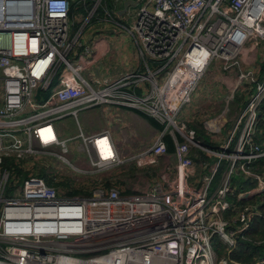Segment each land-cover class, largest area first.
<instances>
[{
    "label": "built area",
    "instance_id": "2783aa9c",
    "mask_svg": "<svg viewBox=\"0 0 264 264\" xmlns=\"http://www.w3.org/2000/svg\"><path fill=\"white\" fill-rule=\"evenodd\" d=\"M15 1L21 0H0V264H237L220 258L216 247L233 250L250 240L261 203L246 204L264 196V176L253 169L264 158V144L256 139L264 81L245 68L255 48L264 45V0H139L129 32L147 71L129 72L117 82L86 78L93 64L89 49L79 58H69L81 47L83 32L74 35L70 22L78 0H31L32 18L25 17V9L10 13ZM216 62L226 72L235 69L240 84L253 85L246 107L218 151L202 145L194 130L180 128L174 120ZM147 82L152 96L136 95L133 88H145ZM153 98L156 104L150 105ZM110 106L148 111L163 123V130L151 147L130 156L119 154L106 135L84 140L95 147V156L89 146L80 149L88 148L91 169L71 168L83 176L129 164L149 170L168 154L170 137L176 165L165 185L156 183L141 198L122 197L119 188L106 190L104 185L90 197L69 198L44 177L30 175L18 185L17 174L2 170L9 157L42 156L64 163L61 153L68 154L76 138L59 137L56 123ZM172 124L179 136L169 133ZM48 127L55 140L44 142L41 132ZM104 139L113 151L109 160L103 159L98 146ZM58 146L63 150L52 151ZM192 146L217 159L198 186L191 185L196 162H201L193 157ZM222 161L227 169L213 191ZM60 171L58 176L64 175ZM234 176L246 177L252 187L239 191ZM11 178L13 196L7 197ZM238 187L244 189L242 184ZM49 209L80 213V220L67 221L80 224L81 232L51 231L53 222L63 220L44 216ZM251 239L261 253L245 264H264V237Z\"/></svg>",
    "mask_w": 264,
    "mask_h": 264
},
{
    "label": "crops",
    "instance_id": "0c3cea01",
    "mask_svg": "<svg viewBox=\"0 0 264 264\" xmlns=\"http://www.w3.org/2000/svg\"><path fill=\"white\" fill-rule=\"evenodd\" d=\"M127 0H125L126 2ZM124 2V3H125ZM123 3V7H124ZM124 9V8H123ZM122 11V10H121ZM79 12V11H78ZM120 15V14H119ZM121 16V15H120ZM71 28L72 32L74 31L79 32V13L78 16H70ZM119 30H107L109 32V40H97V41H83L81 42V47L77 49V51L72 55V57L79 58V54H81L85 49H89L94 54L93 64L91 70L93 72L95 65L100 70V74L103 77H122L123 75L129 72H146L145 66V58L141 55L137 46H135L134 42H131V39L124 33V28L121 25H117ZM115 26V27H117ZM76 28V29H75ZM76 32V33H77ZM74 33V35L76 34ZM84 38V37H83ZM107 39V38H106ZM250 65L246 64L245 68L249 69L252 68L259 81H264V77L261 75V63L264 61V45H260L259 47L255 48V51L250 57ZM116 79V78H115ZM241 86L239 79H238V72L235 69L231 71H224L222 68L221 62H216L211 65V67L207 70L205 75L203 76L198 88H211V94L205 97L199 91H196L191 99L189 105L183 107L179 112V117L181 119L182 124H190L189 127L192 128L191 130H196V126L198 125L199 121L202 118H206V122L204 123V127L206 128L205 135L212 140L211 144H218L220 148L222 144L226 141L228 136L232 133L236 121L239 120L240 115L242 114L246 104H242L239 109L240 114L237 118L232 122L231 126L228 123L227 118L225 117L224 113L220 115H212L215 114L217 110H220L222 106H224L225 100L222 98V93H228L232 91H237V88ZM242 88V87H240ZM249 88H253L250 86ZM134 92L138 96H145L148 95L150 90V85H145V88H133ZM241 100V99H240ZM247 98L243 100L246 103ZM2 104V100H0V106ZM195 106H200L202 111L200 114H197V110H195ZM244 106V107H243ZM260 115V114H259ZM79 131L76 134L73 133H64L62 125L55 126V131L57 135L63 139H70L76 138L73 143L70 145L77 144L78 151L76 152V156L79 157L80 154L83 156L89 157L88 148L86 147L85 151H81L80 149L85 145L89 146L91 150V154L95 156V147L92 143H84V140H94L97 136L106 135L108 139L114 144L115 148L117 149L119 154L123 155H133L143 151L144 149L151 147L159 135V133L163 130L159 123L160 121H156L149 117L147 114L140 112L138 110H133L126 107L120 106H110V107H98L89 110L82 111L79 114ZM75 118V119H78ZM85 118V120L82 119ZM151 119L156 122V124L151 122ZM65 120V119H64ZM184 122V123H183ZM162 124V123H161ZM241 128L236 133V138L240 135ZM262 132L258 130L256 131V139L260 140L261 143L264 144V141L261 139L260 135L262 136ZM79 137V138H78ZM105 140V139H104ZM126 149H129L132 152H127ZM219 150V149H217ZM31 158H21V160H17L22 162L18 166L14 167L18 173H26L30 175H39L42 177L43 171L40 169L39 171H33L32 167V160ZM199 159V158H198ZM206 160V159H205ZM205 160L202 162L197 163V174L192 178L191 185L198 186L200 180L206 173L209 171V167L212 165L207 164ZM204 161V164H203ZM176 165V157H175V144L174 150L168 151V154L162 158L159 171L160 173L157 174L156 179L150 180L148 179L143 188L148 190L155 185V182L159 181V178L162 182L168 181L172 174L174 173L173 168ZM133 165H124L112 169L110 172H113L116 169L122 170V172L127 173L133 168H130ZM85 170L91 169V164H84L79 160V165L77 168H83ZM134 167V166H133ZM124 168V169H122ZM84 169V168H83ZM148 170V169H147ZM101 173V172H100ZM79 174V173H78ZM98 174V173H96ZM50 184L53 182L57 184L61 178L67 177V175L59 176L58 180H52L50 175H43ZM81 176L83 175H80ZM264 176V175H263ZM90 182H86V180H72L77 186L79 184H87L91 187H95L98 185L110 184V187H117L119 189L122 188V184L117 179H113L114 177L103 179V176L94 175L89 177ZM139 179L142 181L143 178ZM128 180V179H127ZM165 183L159 185H165ZM245 187V185H243ZM252 187V184H249ZM96 188V187H95ZM237 188L239 189L238 185ZM64 193V192H63ZM93 191L91 192L92 195ZM148 195V194H147ZM132 197V196H129ZM258 203V202H253ZM261 207V205H260ZM260 215V208L256 216ZM264 234V230L262 231V235ZM258 239V237L256 238ZM256 256V255H255ZM254 256V257H255ZM253 257V259H254ZM225 258V257H224ZM228 259V258H226ZM229 260V259H228ZM253 261V260H252ZM251 261V262H252ZM250 262V263H251Z\"/></svg>",
    "mask_w": 264,
    "mask_h": 264
},
{
    "label": "rangeland",
    "instance_id": "374dc122",
    "mask_svg": "<svg viewBox=\"0 0 264 264\" xmlns=\"http://www.w3.org/2000/svg\"><path fill=\"white\" fill-rule=\"evenodd\" d=\"M137 1V0H134ZM125 2V0H78L76 2H74L73 6L74 8L72 9V16H78L79 13V33H82V39L81 42L83 41H97V40H109V32H107V30H116L118 32L119 28L117 25H121V27L124 28V33L131 39V42L135 41L133 35H131V33L129 32V30L133 29L135 23H136V14L137 11L139 9V6L136 7H130L128 12L123 14V15H119V13L121 12V10H123V3ZM113 8V9H111ZM81 10H85L86 13H82ZM102 10V12L100 11ZM79 11V12H78ZM117 26V27H115ZM76 29V28H75ZM77 31H74V33H76ZM78 33V32H77ZM76 33V34H77ZM84 37V38H83ZM107 38V39H106ZM132 42V43H133ZM82 44V43H81ZM135 44V42H134ZM136 46V44H135ZM93 58L94 54L92 53ZM70 59H72V55L69 57ZM92 58V57H91ZM92 58V60H93ZM100 70L98 69V67L95 65L94 70L92 72L91 68H89L84 74L85 76H87L86 78L88 80H90V82L92 81V77L97 78L99 81H102L103 79H111V82H117L118 81V77H103L102 74H100L99 72ZM116 78V79H115ZM150 82H147V84ZM146 84V87H147ZM150 85V84H149ZM250 86L253 85H249L248 84H241L240 87L242 88H237V91H232V92H228V93H222V98L225 100L224 102V106H222V108L220 110H217L215 112V114H212L214 116L216 115H220L222 113H224L225 117L228 120V123L230 126L232 124V122L237 118V116L240 114V110L239 109L241 107L242 104H246L247 105V101L246 103L243 102V100H245L247 98H249L251 91H250ZM199 91V93H202L203 95H205V97L207 98L208 95L211 94L212 89L211 88H198L197 90ZM195 91V92H196ZM149 96H152V88H150L149 92H148ZM41 96H45V93L43 92V90L40 91ZM241 99V100H240ZM152 104L155 102L156 104V100L153 98L152 100ZM244 107V106H243ZM246 107V106H245ZM195 110H197V114H200L202 111V108L200 106H195ZM163 111V109H162ZM168 113V111H166ZM144 113L149 114L148 111H144ZM201 115V114H200ZM149 117H151L152 119L158 121L157 119H155L156 117H153L152 115H150ZM175 119V123L178 124V126L180 127H186L188 130H191L192 128L189 127L190 124H182L181 119L179 117V113L178 115H176V117H174ZM83 120H85L84 117H82ZM159 122V121H158ZM206 122V118H202L198 125L196 126V128L198 130H202L206 131V128L204 127V123ZM169 120L167 118H165V124H168ZM184 123V122H183ZM57 125H62L63 127V131L64 133H73L76 134L79 131V117L78 119L75 118H67L65 120H61L58 121L56 123ZM159 125L161 126V129H163L164 125L163 123H159ZM180 127V128H181ZM183 129V128H182ZM183 132H185V130L183 129ZM169 133L171 134H177V132L175 131V126L174 124L171 125V127L169 128ZM177 136H179L177 134ZM207 147H211L212 149H214L215 151H218L217 149H220V145L218 144H210L207 145ZM34 150H43V148H35ZM63 149L61 147H56V149H53L52 151H62ZM68 154L66 153H61L63 154V159H64V163H62L61 161H59L56 158H51V157H47L44 158L42 156L40 157H33L32 161V167H33V171H39L40 169H42L43 173H45L46 175H50L52 177V180L54 181V179L59 177L58 172L60 170V172H62V174L67 175V177L61 178V180L55 184L54 182L51 184L53 187H55V189L58 190V192L61 193L64 192L66 197L69 198H76V197H87L85 196V193H89L91 194L92 191H94L98 186L95 187H91L90 185H87L88 182H90V178L91 176H87V175H92V174H85L84 176H79V172L73 170L71 167H75L79 165V160H81V162L84 164H89L90 159L89 157L83 156L82 154H80L79 157L76 156V152L78 151L77 149V144L75 145H70L68 148ZM127 152H132L129 149H126ZM192 151H193V157L194 158H199L200 161L202 162V160H205V162L207 164L210 165H214V163L217 161V159L215 157H206L205 154H203V152L199 149H197L196 147L192 146ZM129 155V154H128ZM195 159V160H196ZM18 162L19 164H22V162L17 161L14 158H7L5 160L4 163V167L8 168L9 170H12L14 167L18 166ZM70 164V165H69ZM72 165V166H71ZM159 165L160 162L157 164V166H155L152 169L149 170H139L136 167L131 166L130 171H128L127 173L122 172V170L120 169H116L113 172H103V173H99L96 175H100L103 176V179L106 178H110L111 176L114 177L113 179H117V181H120L122 184V188L119 189V192L121 194L122 197H129V196H137L139 198L144 197L147 195V192L149 190H146L145 188H143L145 182L150 179L151 181L154 179H156L157 174L160 173L159 171ZM227 162L222 161L221 165H220V170L218 172V174L216 175L214 182H213V186H212V190L214 191L217 187L218 184L223 176V174L225 173L226 169H227ZM84 168V169H83ZM80 168L83 171H90V170H85L86 168L83 167ZM79 169V168H78ZM124 169V168H122ZM43 174V175H45ZM42 175V177H44ZM29 177V174L26 173H20L18 175V185L22 184V182ZM140 178H143V180L141 181ZM48 179V178H46ZM59 179V178H58ZM128 179V180H127ZM74 180H86L87 184H79V186H77L73 181ZM49 181V179H48ZM160 182L161 184H163L162 180L159 178V181L155 182L156 183ZM232 182L234 184L239 185H245L244 189H238L239 191L242 190H248L250 189L249 186V180L244 177V176H234L232 178ZM106 190H108V188H106ZM13 191H14V185L12 182V178L10 180V186L7 187L5 195L7 197L13 196ZM232 200V199H231ZM259 200V199H258ZM253 202H255V199L253 201H251V203H247L246 206H250ZM264 227V226H263ZM262 237H264V234L262 235ZM258 239H262L261 238V234L258 236ZM218 241V240H217ZM216 250L218 251L219 256H222L223 258H229L230 257V253L232 252V250H225L222 249L220 247H216ZM242 254H239L238 257H241ZM218 256V257H219ZM234 263L237 264H245V263H249L246 262L243 258H237L235 261H233Z\"/></svg>",
    "mask_w": 264,
    "mask_h": 264
},
{
    "label": "trees",
    "instance_id": "16d2710c",
    "mask_svg": "<svg viewBox=\"0 0 264 264\" xmlns=\"http://www.w3.org/2000/svg\"><path fill=\"white\" fill-rule=\"evenodd\" d=\"M73 8L74 6L72 7V9ZM81 11L82 13L83 11L84 13H86L85 10H81ZM100 11L102 12V10ZM261 75L262 77H264V61L261 63ZM151 122L156 124V122L152 119H151ZM258 130L262 131L259 133H262V136L260 135V137L264 141V103L262 104L261 109H260L257 132ZM194 131H195V135H196L195 137L197 141H199L202 145L207 146L212 143V140L205 135L204 131L202 130L200 131L197 128ZM167 145H168V151L174 150V142L172 141L170 137L167 138ZM253 169L257 173L264 175V158L257 160V162H255L253 165ZM2 170L10 172V174H17V175L20 174L18 173L19 171H17L15 168H13L12 170H9L8 168L4 167V165L2 166ZM109 187H110V184H107L106 188H109ZM85 196L90 197L92 195L86 192ZM255 201L258 203H261V207H260V215L256 216L254 223H253L252 231L250 233L251 238L253 239H256L260 234H262V231L264 230V227H263L264 226V196H259L255 198ZM251 238L250 240H247V241H241L239 242V244L236 245V247L230 253V257L228 258L230 262L235 261L237 258H243L246 262H251L255 255H258L261 253L260 247L255 246ZM239 254H242L241 257H238ZM220 258H223V257L220 256Z\"/></svg>",
    "mask_w": 264,
    "mask_h": 264
},
{
    "label": "bare ground",
    "instance_id": "6f19581e",
    "mask_svg": "<svg viewBox=\"0 0 264 264\" xmlns=\"http://www.w3.org/2000/svg\"><path fill=\"white\" fill-rule=\"evenodd\" d=\"M41 137L44 142H50L55 140L54 137V130L51 128H45L41 132ZM98 146H100L102 151V157L104 160H109L113 156V151L111 146L109 145L108 140H102L99 142ZM43 215L49 218H58L63 220V223L61 224H55V222L52 223L51 231L55 232H61L63 234H78L81 232L80 224L76 223H70L67 220H70L72 218H79V220L83 217L80 213L75 214L70 209H61V210H53L49 209L45 212H43ZM90 264H95L94 262H91Z\"/></svg>",
    "mask_w": 264,
    "mask_h": 264
},
{
    "label": "water",
    "instance_id": "95a60500",
    "mask_svg": "<svg viewBox=\"0 0 264 264\" xmlns=\"http://www.w3.org/2000/svg\"><path fill=\"white\" fill-rule=\"evenodd\" d=\"M139 5V0H127L124 3V9L119 13L120 15H123L128 12L130 7H136ZM25 9V10H24ZM24 10V14L26 18H32L33 16V4L31 0H21V1H15L11 4L10 7V13L13 15L19 14Z\"/></svg>",
    "mask_w": 264,
    "mask_h": 264
}]
</instances>
